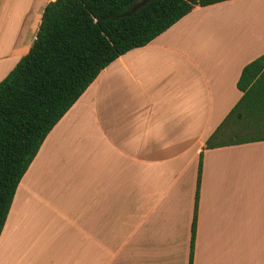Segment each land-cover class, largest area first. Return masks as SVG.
Returning <instances> with one entry per match:
<instances>
[{"label": "crops", "instance_id": "obj_1", "mask_svg": "<svg viewBox=\"0 0 264 264\" xmlns=\"http://www.w3.org/2000/svg\"><path fill=\"white\" fill-rule=\"evenodd\" d=\"M50 1L0 0V81ZM263 54L264 0H227L111 62L20 180L0 264H264V140L205 148Z\"/></svg>", "mask_w": 264, "mask_h": 264}, {"label": "trees", "instance_id": "obj_2", "mask_svg": "<svg viewBox=\"0 0 264 264\" xmlns=\"http://www.w3.org/2000/svg\"><path fill=\"white\" fill-rule=\"evenodd\" d=\"M227 0H53L28 52L0 81V234L17 186L46 136L99 73L196 6ZM242 97L205 148L264 140V54L237 82ZM201 174L198 169L197 209Z\"/></svg>", "mask_w": 264, "mask_h": 264}]
</instances>
